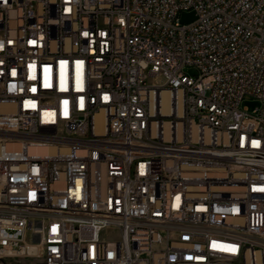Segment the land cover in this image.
<instances>
[{
	"label": "built area",
	"instance_id": "obj_1",
	"mask_svg": "<svg viewBox=\"0 0 264 264\" xmlns=\"http://www.w3.org/2000/svg\"><path fill=\"white\" fill-rule=\"evenodd\" d=\"M33 247L264 264V0H0V259Z\"/></svg>",
	"mask_w": 264,
	"mask_h": 264
},
{
	"label": "rangeland",
	"instance_id": "obj_2",
	"mask_svg": "<svg viewBox=\"0 0 264 264\" xmlns=\"http://www.w3.org/2000/svg\"><path fill=\"white\" fill-rule=\"evenodd\" d=\"M180 18L182 23L189 24L197 19V14L194 11H185L181 13ZM259 105L260 103L258 100L253 97H247L242 103V108H248L252 113ZM0 264H43V260L40 257L21 258L15 261L2 258L0 259Z\"/></svg>",
	"mask_w": 264,
	"mask_h": 264
},
{
	"label": "bare ground",
	"instance_id": "obj_3",
	"mask_svg": "<svg viewBox=\"0 0 264 264\" xmlns=\"http://www.w3.org/2000/svg\"><path fill=\"white\" fill-rule=\"evenodd\" d=\"M166 112H167V109H166ZM30 253H31L34 257H39V251H38V248H37V247H33V248L30 250Z\"/></svg>",
	"mask_w": 264,
	"mask_h": 264
}]
</instances>
